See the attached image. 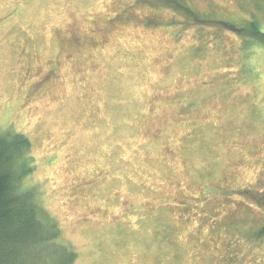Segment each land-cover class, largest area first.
Here are the masks:
<instances>
[{
    "label": "rangeland",
    "instance_id": "obj_1",
    "mask_svg": "<svg viewBox=\"0 0 264 264\" xmlns=\"http://www.w3.org/2000/svg\"><path fill=\"white\" fill-rule=\"evenodd\" d=\"M153 1L0 0V129L72 264H264V0Z\"/></svg>",
    "mask_w": 264,
    "mask_h": 264
},
{
    "label": "trees",
    "instance_id": "obj_2",
    "mask_svg": "<svg viewBox=\"0 0 264 264\" xmlns=\"http://www.w3.org/2000/svg\"><path fill=\"white\" fill-rule=\"evenodd\" d=\"M192 136L181 139L190 142ZM29 148L25 134L0 129V264H72L73 251L58 238L56 223L44 214L32 187L24 185L34 168ZM239 192L252 193L245 188Z\"/></svg>",
    "mask_w": 264,
    "mask_h": 264
},
{
    "label": "flooded vegetation",
    "instance_id": "obj_3",
    "mask_svg": "<svg viewBox=\"0 0 264 264\" xmlns=\"http://www.w3.org/2000/svg\"><path fill=\"white\" fill-rule=\"evenodd\" d=\"M147 1H149V2H147ZM142 2H147V3H149V4H147L148 7L156 6V3H155L153 0H138V4H141ZM186 3H187V5H185V3H180V4H181L182 6H184V9H186L187 12H189V11H194V8H193L194 3H193L192 1H187ZM132 7H133V5H130V8H132ZM156 17H157V16L152 15V16H151V19H150V23L158 24V20H157ZM222 20L225 21L224 23L228 22V21H226L224 18H222ZM228 23L233 24V25H236V23H235L234 21H232V22H228ZM226 24H227V23H226ZM239 189H241V188H239ZM243 189H244V188H243ZM245 189L249 190V192H250V191H252L253 188H245ZM236 190H238V189H236ZM251 194H252V193H251ZM249 195H250V194H249ZM258 195H260V197L264 198V190H263V191H260Z\"/></svg>",
    "mask_w": 264,
    "mask_h": 264
}]
</instances>
